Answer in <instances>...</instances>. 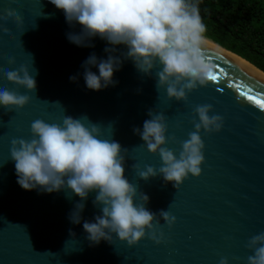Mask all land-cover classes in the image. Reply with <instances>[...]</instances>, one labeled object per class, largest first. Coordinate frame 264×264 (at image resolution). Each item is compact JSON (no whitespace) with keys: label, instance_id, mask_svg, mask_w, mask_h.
Returning <instances> with one entry per match:
<instances>
[{"label":"water","instance_id":"obj_1","mask_svg":"<svg viewBox=\"0 0 264 264\" xmlns=\"http://www.w3.org/2000/svg\"><path fill=\"white\" fill-rule=\"evenodd\" d=\"M7 8L22 16L24 23L10 17L0 20V67L6 72L27 65L37 88L30 92L0 74V89L32 97L23 108L0 106V264H219L221 257H228L229 264H248L254 252L246 245L264 232V107L258 103L264 101V77L204 37L210 41L204 40L203 48L215 65L217 79L189 92L187 101L169 99L166 87H156L161 66L152 76L143 74L124 58L125 45H110L99 36L90 38L93 47L70 42L67 34L80 33L81 26L69 25L64 12L50 0H0V14ZM106 47L117 49L111 55L119 56L122 66L114 73L115 84L91 90L82 65L93 53L107 59ZM9 57H15L16 63L9 64ZM91 70L99 74L98 67ZM74 75L77 80H70ZM201 104H211L210 115L223 117L219 131H201L205 143L201 175L190 174L178 190L162 176L140 179L134 164L159 169L162 163L159 153L148 151L133 131L143 129L144 121L151 118L149 109L167 117L165 146L179 155L178 141L195 130L193 119L199 118L193 109ZM65 115H86L102 127V139H113L128 149L125 175L150 197L148 210L157 214L169 210L177 218L169 227L157 215V235L164 233L161 243L151 239L149 230L136 245L115 234L111 243L93 244L83 223L95 222V216L102 214L93 204L96 192L83 201L81 222L75 224L69 216L79 196L65 189L25 190L18 184L10 156L12 139L30 140L34 120L62 123Z\"/></svg>","mask_w":264,"mask_h":264},{"label":"clouds","instance_id":"obj_2","mask_svg":"<svg viewBox=\"0 0 264 264\" xmlns=\"http://www.w3.org/2000/svg\"><path fill=\"white\" fill-rule=\"evenodd\" d=\"M50 2L64 12L69 25L78 23L81 26L80 33L67 34L70 42L93 47L90 38L99 36L110 45H125L124 58L131 59L143 74L152 76L153 70L161 66L156 73V87H166L169 99L187 101L189 92L206 85L215 74V65L203 48L205 26L199 8L189 0ZM9 17L19 25L24 23L14 9H3L0 20ZM3 30L8 31L7 28ZM116 51L115 47H106L105 52L110 53L107 59H98L93 53L84 61L87 88L98 91L116 83L114 73L123 63L119 56L111 55ZM8 63L15 64V57H9ZM92 66L98 67L99 74L91 70ZM0 74L30 92L37 88L35 75L25 64L6 72L0 67ZM70 80L76 81L77 76H71ZM31 99L28 94L0 89V106L8 110L23 108ZM212 109L211 104L197 105L193 109L199 119H193L195 130L188 134V139L178 141L182 145L179 155L165 146L169 142L167 117L149 109L151 118L144 121L142 130L136 127L133 131L141 137L148 151L159 153L162 163L159 169L134 164L139 178L147 181L162 176L165 183L171 182L178 190L190 174L199 177L205 162L201 131L211 133L223 126L222 116L210 115ZM31 132L30 140L14 138L11 141L10 156L15 161L17 182L22 188H39L48 193L65 189L79 196L81 200L69 216L75 224L81 222L83 201L89 193L96 192L93 204L102 214L95 216V222L83 223L87 239L93 244L101 240L111 243L115 234L132 246L145 238L149 230L151 239L162 242L163 231L157 235V215L169 227L175 224L176 216L169 210L161 209L158 214L148 210L146 204L150 197L139 191L138 184L130 182L125 175L128 149L113 139H102L100 125L92 123L86 115L80 118L65 115L62 123L36 119L31 123ZM171 140L177 142L175 136ZM246 247L254 252L248 256V264H264V232L252 236ZM219 264H229V258L221 257Z\"/></svg>","mask_w":264,"mask_h":264},{"label":"trees","instance_id":"obj_3","mask_svg":"<svg viewBox=\"0 0 264 264\" xmlns=\"http://www.w3.org/2000/svg\"><path fill=\"white\" fill-rule=\"evenodd\" d=\"M199 8L203 36L264 71V0H189Z\"/></svg>","mask_w":264,"mask_h":264},{"label":"bare ground","instance_id":"obj_4","mask_svg":"<svg viewBox=\"0 0 264 264\" xmlns=\"http://www.w3.org/2000/svg\"><path fill=\"white\" fill-rule=\"evenodd\" d=\"M205 41H208V40H205ZM208 42H210V41H208ZM224 51H226V50H224ZM226 52H228L229 54H231L234 58H236V59H238V60H240V61H242V62H244V63H246V64H248L250 66H252L261 76L264 77V73L262 71H260L256 66H254L253 64H251L249 61H247L246 59L242 58L241 56H239L237 54H233V52H229V51H226Z\"/></svg>","mask_w":264,"mask_h":264},{"label":"snow or ice","instance_id":"obj_5","mask_svg":"<svg viewBox=\"0 0 264 264\" xmlns=\"http://www.w3.org/2000/svg\"><path fill=\"white\" fill-rule=\"evenodd\" d=\"M217 79V76L216 75H214V76H212L211 77V80H216ZM249 99H255L254 97H248ZM258 103H260V106L261 107H264V101H258Z\"/></svg>","mask_w":264,"mask_h":264}]
</instances>
